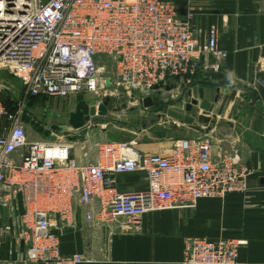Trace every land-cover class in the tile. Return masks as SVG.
Here are the masks:
<instances>
[{
	"label": "built area",
	"instance_id": "1",
	"mask_svg": "<svg viewBox=\"0 0 264 264\" xmlns=\"http://www.w3.org/2000/svg\"><path fill=\"white\" fill-rule=\"evenodd\" d=\"M191 21V13L179 19L166 0H0V73L22 86L17 99L0 81V249L12 243L29 264L82 262L81 255L61 253L55 233L75 227L76 197L88 208V223L97 215L99 222L123 219L137 230L144 214L247 191L250 169L235 153L215 155L205 137L177 139L169 151L153 154L137 151L136 142L91 140L81 163L72 157L76 136L93 123L78 131L62 127L54 140L27 139V99L90 94L100 103L113 88L139 103L155 102L175 90L176 80L218 73L227 54L215 28L200 44L202 31ZM103 58L112 62V77ZM124 174H140L145 187L122 190ZM241 244L190 238L181 264H241Z\"/></svg>",
	"mask_w": 264,
	"mask_h": 264
},
{
	"label": "crops",
	"instance_id": "2",
	"mask_svg": "<svg viewBox=\"0 0 264 264\" xmlns=\"http://www.w3.org/2000/svg\"><path fill=\"white\" fill-rule=\"evenodd\" d=\"M166 1L174 5L179 19L185 20L187 14H192V28L202 31L198 35L200 44L206 43L207 29L215 28L218 48L227 54L218 73L198 75L193 82L180 79V83L183 80L186 83L183 87L178 85L171 94L178 96L186 89V93L191 90L192 96L190 100L185 96L179 98L178 106L185 108L192 98L198 99L200 89L204 102H211L216 94L223 97L234 91L236 99L230 103L223 119L218 117L208 132L197 122V116L203 113L199 106L190 113H180L174 120L166 113L176 106L162 107L157 113L161 117L158 125L175 126L180 136L177 139L209 138L215 155L219 150L237 154L251 171L248 189L223 198L200 199L194 208L144 214L137 230L126 225L123 219L99 222L97 215L88 223L85 218L88 208L76 197L72 201L75 227L55 230L61 253L81 255L84 260L78 264H181L187 239L202 238L211 242L239 239L246 243L238 250V261L264 264V0ZM207 60L210 64L213 62L210 57ZM231 108L233 112L228 118ZM186 116L195 119L193 125L183 122ZM194 126L204 131L195 130ZM91 129L82 130L76 136V140L84 138L80 141L82 144L77 142L83 147L72 152L79 163L84 161V152L91 141L84 135ZM36 140L42 139L35 136L31 141ZM98 140L105 141L102 136ZM163 140L157 145L138 142L135 149L150 154L167 152L175 140L169 137ZM88 158L96 159L94 154ZM118 184L128 192L146 185L140 174L120 175ZM90 210L95 214L98 206L94 204ZM0 264L29 263L23 262L22 250L7 243L0 249Z\"/></svg>",
	"mask_w": 264,
	"mask_h": 264
},
{
	"label": "rangeland",
	"instance_id": "3",
	"mask_svg": "<svg viewBox=\"0 0 264 264\" xmlns=\"http://www.w3.org/2000/svg\"><path fill=\"white\" fill-rule=\"evenodd\" d=\"M100 63L106 65V76L112 77V62L103 58ZM0 81L9 90V96H12L10 93L12 92L15 98L19 99L22 92V86L19 80L7 73H0ZM184 82L186 83L185 80L182 83H180V79L176 80L173 86L177 87L178 85H182L180 87H183ZM108 90V93L99 99L107 107L108 115L106 119H97L93 123L94 126L89 131V134L84 135L85 137L91 140H98L102 136L105 141L141 142L144 145H157L160 143L159 141L164 142L163 139H168V137L173 140L180 138L178 130H175V126L173 127V125L166 123L158 125L161 118L158 114L162 107L173 105L176 107L171 108L166 114L172 120L179 118V114L185 112V108L178 106L180 104L177 100L180 101L181 99L179 98L184 96L188 100L191 98L187 96L186 89L183 94L181 92V95L178 94L179 97L167 92L157 95L154 102L155 107L151 110L145 109L142 103H139L135 97H128L125 92L119 90L114 91L113 88H108ZM80 100L90 102L91 100H95V98L92 95L86 94L68 95L59 98L27 99L26 114L24 115L27 139L31 141L37 136L42 140H54L53 134L60 131L62 127H68L67 120L69 114L74 111L77 102ZM82 139L84 138L79 139V141ZM78 143L82 144V142ZM81 144H76L75 149L83 147ZM233 240L241 241L242 244L240 247H243L246 243L244 240Z\"/></svg>",
	"mask_w": 264,
	"mask_h": 264
},
{
	"label": "water",
	"instance_id": "4",
	"mask_svg": "<svg viewBox=\"0 0 264 264\" xmlns=\"http://www.w3.org/2000/svg\"><path fill=\"white\" fill-rule=\"evenodd\" d=\"M187 96H192L191 90H187ZM203 97V91L200 89L198 91V99L192 98L190 103L186 105L185 111L190 113L194 107L199 106L203 113L197 116V122L199 125L205 126V131L208 132L211 130L212 126L216 124L218 117L223 119L230 103L235 101L236 93L234 91L223 97L216 94L213 96L211 102H204ZM178 101L179 100H177V102ZM142 106L145 109H152L154 106V100L151 97H147L143 99ZM232 112L233 108H231L229 114L227 115L228 118L231 117ZM107 115L108 109L103 103H99L96 100H91L90 102L80 100L77 102L74 111L69 114L67 124L70 129L78 131L84 128L86 123H94L99 118L106 119ZM194 121L195 119L190 116H186L183 119V122L190 126L193 125ZM220 121L223 122L224 120ZM194 129L204 131L199 126H194ZM138 131H140V129H138ZM182 133H184V130Z\"/></svg>",
	"mask_w": 264,
	"mask_h": 264
},
{
	"label": "trees",
	"instance_id": "5",
	"mask_svg": "<svg viewBox=\"0 0 264 264\" xmlns=\"http://www.w3.org/2000/svg\"><path fill=\"white\" fill-rule=\"evenodd\" d=\"M3 101L5 103V105L7 106L8 109H13V102L10 100V98L7 96V98H5V96L3 97Z\"/></svg>",
	"mask_w": 264,
	"mask_h": 264
}]
</instances>
